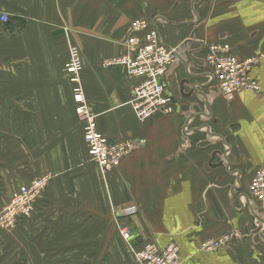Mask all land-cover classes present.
<instances>
[{
    "label": "crops",
    "instance_id": "obj_1",
    "mask_svg": "<svg viewBox=\"0 0 264 264\" xmlns=\"http://www.w3.org/2000/svg\"><path fill=\"white\" fill-rule=\"evenodd\" d=\"M1 13L9 22H0V139L21 166L18 178L51 176L38 199L46 195L49 206L61 194L66 213L79 209L73 218L94 219L90 227L103 236L127 226L136 249L175 243L183 264H264V242L249 239L198 252L207 239L249 228L248 203L240 213L234 204L246 202L264 164V0H0ZM135 20L154 26L178 53L162 78L173 113L144 122L130 106L140 80L103 67L123 53ZM214 44H227L240 60L259 58L251 71L259 93L221 98L205 62ZM69 45L81 53L97 131L135 143L105 178L88 158L74 112ZM129 208L136 213L122 215Z\"/></svg>",
    "mask_w": 264,
    "mask_h": 264
},
{
    "label": "built area",
    "instance_id": "obj_2",
    "mask_svg": "<svg viewBox=\"0 0 264 264\" xmlns=\"http://www.w3.org/2000/svg\"><path fill=\"white\" fill-rule=\"evenodd\" d=\"M6 14L0 15L2 23L8 22ZM131 35L122 43L123 53L109 58L103 63L104 68H122L130 78L140 82L133 89L130 106L138 121L144 122L154 115L168 116L173 113V100L164 91L162 78L178 59L176 48L164 45L154 26L144 20H135L131 24ZM205 62L209 66L212 81L217 85L221 98L232 101L241 93H259L258 82L251 76V71L259 63V58L240 60L236 58L227 44L207 46ZM83 68L80 50L75 45L68 47V62L65 71L72 84L74 112L83 124V139L87 154L102 178L118 168L122 160L134 149L135 143L110 141L96 129V115L87 104L81 82ZM51 176L46 174L19 186L9 198L3 213L10 222L30 216L33 203L49 182ZM250 190L261 198L264 194V164L254 173ZM133 208L122 212L124 216L134 215ZM120 235L132 248L131 234L127 226L119 228ZM208 250L215 248L212 243L204 244ZM137 264H183L177 247L169 243L159 248L154 242L144 244L140 250H134Z\"/></svg>",
    "mask_w": 264,
    "mask_h": 264
},
{
    "label": "rangeland",
    "instance_id": "obj_3",
    "mask_svg": "<svg viewBox=\"0 0 264 264\" xmlns=\"http://www.w3.org/2000/svg\"><path fill=\"white\" fill-rule=\"evenodd\" d=\"M1 99L0 97V102ZM8 150L10 149L3 146L0 139V264H137L134 257L135 251L132 249L140 250L141 248L125 247L127 242L120 232L112 234L111 230L105 236L96 233V230L90 227L94 219L78 216L73 218L71 214L78 212L79 209L66 213V209L64 210L57 200H63L61 194H58L49 206L46 205V195L38 199L49 182L35 199L30 216L18 219L14 224L10 222L11 219L5 216L3 210L11 194L19 186L28 183L18 178L19 173H16V170L21 166L17 167L16 161L12 164ZM3 166H9L14 173H3ZM27 166L32 170L30 164ZM4 178L9 183L4 182ZM250 183L247 193L242 195L246 202L244 203L239 197L238 206L234 204V209L240 213L241 208L248 203V222L250 223L247 233L239 234L235 229H231L230 232L219 237L207 239L199 245L200 255L232 248L233 240L249 239L250 242H264V194L261 198L256 197L250 190ZM154 243L157 247L163 248L158 243ZM207 243L214 244L215 248L208 250L204 247ZM172 244L177 247L181 260L178 246L175 243ZM253 257L257 259V254H253Z\"/></svg>",
    "mask_w": 264,
    "mask_h": 264
},
{
    "label": "trees",
    "instance_id": "obj_4",
    "mask_svg": "<svg viewBox=\"0 0 264 264\" xmlns=\"http://www.w3.org/2000/svg\"><path fill=\"white\" fill-rule=\"evenodd\" d=\"M13 19H16V18H13ZM8 22H9V20H8ZM8 22H7V23H8Z\"/></svg>",
    "mask_w": 264,
    "mask_h": 264
}]
</instances>
